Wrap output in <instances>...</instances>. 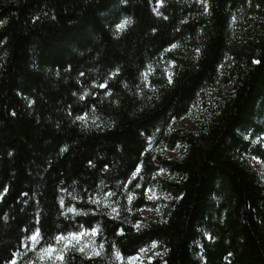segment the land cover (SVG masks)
<instances>
[{"label": "trees", "instance_id": "trees-1", "mask_svg": "<svg viewBox=\"0 0 264 264\" xmlns=\"http://www.w3.org/2000/svg\"><path fill=\"white\" fill-rule=\"evenodd\" d=\"M0 21V264H123L153 242L147 264H264V0H0ZM156 184L172 200L148 219ZM92 229L96 253L43 261Z\"/></svg>", "mask_w": 264, "mask_h": 264}, {"label": "rangeland", "instance_id": "rangeland-1", "mask_svg": "<svg viewBox=\"0 0 264 264\" xmlns=\"http://www.w3.org/2000/svg\"><path fill=\"white\" fill-rule=\"evenodd\" d=\"M201 3L207 5L208 0H199ZM264 23V22H260ZM163 68L166 71L169 76L171 75V64L167 61L162 62ZM155 67H150L149 71L146 72V75L150 72L154 71ZM230 86H227L226 89H229ZM210 101H200L196 105L193 106L190 114L183 118L181 121H179V125L182 128L185 129H191L193 131H197L202 123L205 121L206 117L210 113ZM250 135H253L251 139L253 140L254 144H260L264 148V129L261 131L256 132H250ZM182 152V145L178 144L174 149H167L163 150V154L168 159H174L179 158L181 156ZM252 166L259 172L261 179L264 183V159L249 155L247 156ZM158 176L161 178H171L170 173L167 169H161L158 171ZM149 191V197L154 202V205L150 208H144L142 210V216L148 219H155L157 217L162 216L163 208L172 200L171 194L167 193V191L162 188L160 184H156L153 187L148 188ZM79 235L75 238L69 237V235H66L65 240L63 241H57L54 245V253L53 255L49 256L45 253L43 254V261L46 262L47 258L52 260H59L57 259L58 255H65L66 250L69 247H78L80 250L83 249L90 254L96 253L98 251L97 241L95 240L94 236L95 233L83 230L78 233ZM34 242L33 240H29V243ZM154 243V242H153ZM153 243L150 244L148 247L144 248L143 252H139L137 254L132 255V257H136L135 260L129 261L128 259L123 260L121 259V262L123 264H147L153 262L156 258H162L164 253L160 249L159 244L155 243V246H153ZM130 257V256H129Z\"/></svg>", "mask_w": 264, "mask_h": 264}, {"label": "snow or ice", "instance_id": "snow-or-ice-1", "mask_svg": "<svg viewBox=\"0 0 264 264\" xmlns=\"http://www.w3.org/2000/svg\"><path fill=\"white\" fill-rule=\"evenodd\" d=\"M127 22L128 21L122 22L117 27L118 28H122L124 26V24L127 23ZM0 23H3V21H0ZM169 83H172L171 77H169ZM101 87H104V85H101ZM78 119H80V117H78ZM137 171H139V168H137ZM133 175H135V173ZM129 199H131V197H129ZM69 211H72V209H69ZM113 211H115V209H113ZM95 231H96V229H92V232L93 233H95ZM68 235H69V237L75 238L79 234L78 233H69ZM38 237H39V232H36V233H34L30 237V239L35 242V241H37ZM55 239L59 242V241L65 240L66 237H64V236H57V237H55ZM153 246H155V242L153 243ZM41 251L44 252V253H46L47 255L51 256L54 253V247L52 245H49L46 249H41ZM81 251H83V249H81ZM143 251H144V249H140V252H143ZM116 256H117V258H121L120 257V253L118 251L116 252ZM57 259L63 260V255L62 254L61 255H58L57 256ZM127 259L131 262V261L135 260L136 257L130 256Z\"/></svg>", "mask_w": 264, "mask_h": 264}]
</instances>
